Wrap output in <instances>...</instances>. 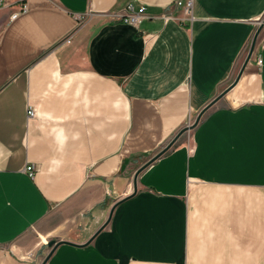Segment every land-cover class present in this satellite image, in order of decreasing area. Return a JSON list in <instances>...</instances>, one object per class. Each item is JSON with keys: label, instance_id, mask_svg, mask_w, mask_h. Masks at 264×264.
<instances>
[{"label": "crops", "instance_id": "crops-1", "mask_svg": "<svg viewBox=\"0 0 264 264\" xmlns=\"http://www.w3.org/2000/svg\"><path fill=\"white\" fill-rule=\"evenodd\" d=\"M176 1L0 0V264H264V0Z\"/></svg>", "mask_w": 264, "mask_h": 264}, {"label": "built area", "instance_id": "built-area-1", "mask_svg": "<svg viewBox=\"0 0 264 264\" xmlns=\"http://www.w3.org/2000/svg\"><path fill=\"white\" fill-rule=\"evenodd\" d=\"M175 8H178L181 10L182 12V17H177L173 12L172 13H163L161 15V18L163 19V21L167 22L170 20H193V15H192V0H177L175 2ZM27 5L25 2H22L18 5V8L16 9V11L14 13L11 14L10 18L11 20H14L18 15L23 14L27 11ZM114 17L127 24L130 25L132 27L137 28L139 26V24L141 23V21H143L144 19L148 18L149 16L146 13V8L145 6H138V7H134L131 4H128L124 7V9L119 12L114 14ZM255 62L258 66H261L262 64V59L260 54H257L255 56ZM26 115L28 118H32L35 116V109L33 107H31L30 105L27 106V111H26ZM25 171L27 172L28 176L30 178H33L35 175V169L34 166L32 164L27 165L25 167Z\"/></svg>", "mask_w": 264, "mask_h": 264}, {"label": "water", "instance_id": "water-1", "mask_svg": "<svg viewBox=\"0 0 264 264\" xmlns=\"http://www.w3.org/2000/svg\"><path fill=\"white\" fill-rule=\"evenodd\" d=\"M262 23H264V19H263ZM261 25H262V24H261ZM259 30H260V29H258V31L256 32V34L254 35V38H253V40H252V43H251V46H250V49H249V53H248V55H247V57H246V59H245V63L249 60V58H250V56H251V53H252V50H253V46H254V42H255V38H256L257 33L259 32ZM203 110H205V108H204ZM203 110H202L201 112H203ZM201 112L198 114L197 120L199 119L200 115L202 114ZM197 120H196V121H197ZM186 129H187V127L181 129V130H180V131L174 136V138L172 139V141L169 143L168 147L171 146L172 143H174V142L176 141V139L180 136V134H181L182 132H184ZM159 154H160V153H159ZM159 154H158V155H159ZM158 155H157V156H158ZM143 167H144V166H143ZM143 167H142V168H143ZM139 170H140V169H139ZM107 222H108V221H106V222L104 223L103 226H105V225L107 224ZM59 243H60V241L56 242V241H54V240H51V241L48 242V246H49V247H52V248H51L49 254L46 256V258H45V260L43 261L42 264H45V261L47 260V258L49 257V255L52 253V251L55 249V247H56ZM65 243H67V242H65Z\"/></svg>", "mask_w": 264, "mask_h": 264}, {"label": "rangeland", "instance_id": "rangeland-1", "mask_svg": "<svg viewBox=\"0 0 264 264\" xmlns=\"http://www.w3.org/2000/svg\"><path fill=\"white\" fill-rule=\"evenodd\" d=\"M43 262V261H42ZM42 264V263H41Z\"/></svg>", "mask_w": 264, "mask_h": 264}]
</instances>
